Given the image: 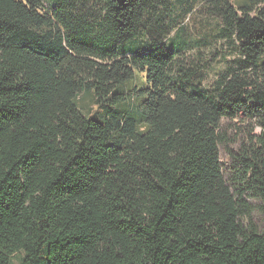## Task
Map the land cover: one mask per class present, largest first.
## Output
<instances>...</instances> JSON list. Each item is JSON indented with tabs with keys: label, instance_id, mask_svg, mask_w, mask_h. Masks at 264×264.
<instances>
[{
	"label": "trees",
	"instance_id": "16d2710c",
	"mask_svg": "<svg viewBox=\"0 0 264 264\" xmlns=\"http://www.w3.org/2000/svg\"><path fill=\"white\" fill-rule=\"evenodd\" d=\"M190 1L234 52L210 87L171 0H0V264H264V133L220 151L264 126V0Z\"/></svg>",
	"mask_w": 264,
	"mask_h": 264
},
{
	"label": "rangeland",
	"instance_id": "374dc122",
	"mask_svg": "<svg viewBox=\"0 0 264 264\" xmlns=\"http://www.w3.org/2000/svg\"><path fill=\"white\" fill-rule=\"evenodd\" d=\"M174 3V17L176 28L170 38L166 41L168 47L177 48L180 43L184 45V53L187 57L199 52L202 64L204 80L203 85L210 87L218 74L222 72L227 63L234 58V52L229 48L228 43L220 37L221 21L218 18L210 17L204 8L190 0H171ZM140 46L147 49V39L142 37ZM264 60V56L262 57ZM144 77L139 71L132 80L126 83L129 100L136 107L139 103L138 89L143 87ZM91 105L90 99L86 100ZM227 139L220 147L221 163L225 169L233 164L234 154L239 148L248 142L250 135H261L264 133V126L255 120L250 121L244 117L226 120L224 123ZM257 222L264 225V216L257 214Z\"/></svg>",
	"mask_w": 264,
	"mask_h": 264
}]
</instances>
